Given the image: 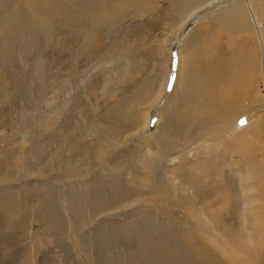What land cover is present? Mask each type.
Returning <instances> with one entry per match:
<instances>
[{"label":"rangeland","instance_id":"obj_1","mask_svg":"<svg viewBox=\"0 0 264 264\" xmlns=\"http://www.w3.org/2000/svg\"><path fill=\"white\" fill-rule=\"evenodd\" d=\"M249 1L0 0V264H264Z\"/></svg>","mask_w":264,"mask_h":264},{"label":"bare ground","instance_id":"obj_2","mask_svg":"<svg viewBox=\"0 0 264 264\" xmlns=\"http://www.w3.org/2000/svg\"><path fill=\"white\" fill-rule=\"evenodd\" d=\"M246 1V3H247V5H248V7H251V3H250V1L249 0H245ZM212 2H209V4H211ZM208 6V5H207ZM200 9H202V8H198L196 11H194L193 13H191L189 16H188V18L187 19H189L195 12H197L198 10H200ZM251 13H252V19H253V24H254V27L257 29V31H258V35H259V40H260V44L262 45V52H261V56H262V65L261 66H263V68L261 69V72H262V74H263V80H264V35H263V33H264V23H261L259 20H258V18H257V16L254 14V12H253V10L251 9ZM211 46H213V45H211ZM210 46V47H211ZM218 53V52H217ZM222 60V59H221ZM215 61V60H214ZM240 62V61H239ZM243 62V61H242ZM223 63V62H222ZM225 65V64H224ZM230 65V64H229ZM244 65V64H243ZM248 65L250 66V67H254V68H250V67H247L246 68V71L245 72H243V68H241V66H242V64L239 66V63H237V71L235 70V73H236V75L238 74L239 75V71L240 72H242L243 73V75L244 76H246V80L245 81H243L242 82V86H247L248 87V89L250 90V89H253L255 86H254V84H255V82L257 81V78H258V75H260L261 76V73H260V71L255 67V64L253 63V62H248ZM226 66V68H228V64H226L225 65ZM225 66H224V71H225ZM220 67V66H219ZM223 67V66H222ZM221 67V68H222ZM256 69V70H255ZM221 70V69H220ZM223 70V69H222ZM257 71V72H256ZM213 73V71L211 72V74ZM216 74H217V72H215ZM227 74L225 75V72H224V75H225V78H224V83L225 84H228V81L229 80H234L233 78H232V76L234 77V75H233V73H232V76L228 73V72H226ZM220 75H222L221 74V72L219 73ZM218 76V75H217ZM228 76H229V80H228ZM217 78V77H216ZM214 79H215V77H214ZM217 80H218V78H217ZM219 81V80H218ZM211 85V84H210ZM234 87H237L236 86V84H235V86ZM234 87H233V89H234ZM230 90L232 89L231 87L229 88ZM264 89V88H263ZM209 90V89H208ZM236 91H240L239 89H237ZM242 92H243V90H242ZM242 92H240L239 94H241V95H245V93H242ZM233 95H235V94H233L232 92H230L229 93V99L231 100V102H232V100H233V98H238V96H236V97H234ZM246 97H247V95H246ZM250 99V98H249ZM259 102V101H258ZM256 103V102H255ZM233 118H234V114H233ZM235 123V122H234Z\"/></svg>","mask_w":264,"mask_h":264}]
</instances>
